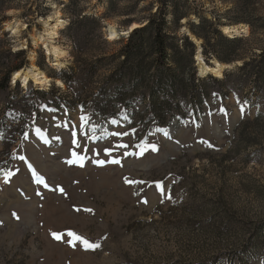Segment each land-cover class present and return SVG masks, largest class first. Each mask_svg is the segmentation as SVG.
<instances>
[{"label": "rangeland", "instance_id": "374dc122", "mask_svg": "<svg viewBox=\"0 0 264 264\" xmlns=\"http://www.w3.org/2000/svg\"><path fill=\"white\" fill-rule=\"evenodd\" d=\"M0 3L8 42L0 45V81L16 67L8 87L0 85V264H264V84L232 82L214 92L183 34L200 43L207 64L234 53L248 60L264 48V0ZM164 8L167 68L156 69L148 50L123 64L128 39L108 41L107 26L140 28ZM57 10L67 21L56 43L68 64L55 72L41 49L36 64L64 89L14 86L12 74L29 63L19 43L31 48L38 20ZM83 14L99 26L75 23ZM13 22L26 28L18 38L7 32ZM239 25L248 33L234 38L243 42L233 52L220 28ZM240 59L219 61L231 67L219 81ZM193 76L207 97L191 87ZM81 117L95 142L81 136Z\"/></svg>", "mask_w": 264, "mask_h": 264}, {"label": "trees", "instance_id": "16d2710c", "mask_svg": "<svg viewBox=\"0 0 264 264\" xmlns=\"http://www.w3.org/2000/svg\"><path fill=\"white\" fill-rule=\"evenodd\" d=\"M70 1L73 3L76 0H70ZM166 11L167 9L165 8L163 11H160V12L157 11L154 15L150 16V18L148 19V22L144 26L134 29V31L127 38L128 40L121 50V55L124 56V61L122 62L123 64H125L126 62H129L133 58L143 60V56H145L146 54L145 52L148 50V52L150 53L149 55L153 57L152 64L154 65L156 69H166L167 68L168 60H169V50L171 48H170V44L167 41L169 38L165 31V28L167 25ZM179 20H180V17H177L176 22H178ZM75 23L79 25H83L85 23H91L96 26H99L98 19L87 16V15L81 17ZM75 23H73L72 26ZM213 31L219 38L223 39V37L215 29ZM192 33L197 38L203 39V41L206 40L203 33L198 32L196 30H192ZM5 37L6 35H4L3 38L0 37V45L8 44ZM186 42L189 46H191V44L188 41ZM226 42H227L228 47L234 50L233 52H235L238 45H240L243 42V40L231 39V40H226ZM236 59H240L239 55H237L236 53H234L232 56L226 55L223 57H218V60L223 63H230L232 61H235ZM240 60L243 61L241 66L237 67L238 69L236 71L228 72L227 74H225L222 81H219L221 79H216L213 77L215 81L212 82L211 88L214 92H217V93L220 92L221 88L225 84L232 83V82H234L235 84H238L240 87H244L246 83L251 84V85L253 84L259 85V83L264 84V48L261 49V52L259 54H254L253 56L249 57L248 60H245L242 58ZM0 61H1V57H0ZM139 63L142 64V62H139ZM13 69H16V67ZM13 69L9 68L7 72L4 74V78L2 79V81H0L1 88L8 87V83H9L8 75L10 71ZM234 75L236 76L233 78ZM196 81H198L197 84H195ZM203 82H204L203 80H199L194 76L192 77V80L190 81V85L193 89L196 87L202 88L203 90L202 98L208 96V94L206 93V89H203L204 87ZM16 83L17 82H14V86L17 85ZM252 96H255V95L252 93ZM201 99H199V101H201Z\"/></svg>", "mask_w": 264, "mask_h": 264}, {"label": "bare ground", "instance_id": "6f19581e", "mask_svg": "<svg viewBox=\"0 0 264 264\" xmlns=\"http://www.w3.org/2000/svg\"><path fill=\"white\" fill-rule=\"evenodd\" d=\"M38 21L41 25V30H33V34L31 35V48H28L25 41L20 42L18 45V49L27 50V60L29 63L26 67L12 74L13 83L18 82L23 89H27L30 85L40 91H48L53 86L64 89V85L60 80L48 76L37 66L36 52L38 49H41L46 64L55 72L60 73L68 64L69 56L66 49L56 43V39L59 37V32L67 25V21L62 19L59 10ZM134 28H136V26L129 27L127 31ZM25 29L24 24L21 22H13L7 25V32L15 38H18ZM222 31L226 37L234 39L235 37L247 35L248 28L242 25L233 27L227 26L223 27ZM105 32L108 41L113 42L121 38L120 33L122 31L115 27V25H108ZM191 37L197 46L195 60L197 62L199 75L201 77L210 75L216 79H222L223 72L227 66L217 60H213L209 64L205 63L201 55L200 43L193 36Z\"/></svg>", "mask_w": 264, "mask_h": 264}, {"label": "snow or ice", "instance_id": "6c2138e0", "mask_svg": "<svg viewBox=\"0 0 264 264\" xmlns=\"http://www.w3.org/2000/svg\"><path fill=\"white\" fill-rule=\"evenodd\" d=\"M49 111H53V112H54L55 109H49ZM81 121H82V123H81V125H80V129H81V133H80V134H81V136H82V137H86L87 139H92L93 142H95V138L92 137V136H89V135H88V132H85V131L83 130L84 127H85V123H86V119H85V117H81ZM112 123H118V122H116V121H112ZM89 131H94V129H91V130H89ZM133 134H135V130H134V129H133ZM165 134H166V133H165ZM75 135H76V133L73 132V136H75ZM128 135H129L128 132H123V133L118 132V131H116V132H112V136H114V137H122V136H128ZM73 143L76 144L77 141H76V140H73ZM77 146H79V144H77ZM127 147H128V144H117V145H115V148H127ZM137 147H140V148H141V154H142L143 151L145 150L144 147L141 146V145H137ZM152 150H153V151L156 150V146H155V145H152ZM104 151H105V154H106V155H110L112 149H105ZM73 155L76 156V153H73ZM76 158H77L78 160H82V157H80V156H76ZM20 159L23 160L24 158L21 157ZM73 162H74V161H69V163H73ZM99 163H100V164H103L104 161H99ZM111 163H113V164H118L119 161H118V160H112ZM29 167H31V166L29 165ZM7 175H8V176H11L12 173L9 172ZM37 182H38V183H44L43 180H41V179H39V178H37ZM125 182H126V183H136V182H134V181H128L127 178H125ZM45 187H47V185H45ZM157 187H160V186L157 185ZM60 191L62 192L63 189H60ZM162 191H163V190H162ZM145 202H146V201H145ZM69 235H70V236H73L75 240H81L80 237L75 236L73 233H69ZM53 236H54V238L57 239V240L61 239V237L58 236V235H56L55 233H53ZM81 242H82L87 248H93V249H95V248L99 247V245H96V244H90L87 240H81Z\"/></svg>", "mask_w": 264, "mask_h": 264}, {"label": "water", "instance_id": "95a60500", "mask_svg": "<svg viewBox=\"0 0 264 264\" xmlns=\"http://www.w3.org/2000/svg\"><path fill=\"white\" fill-rule=\"evenodd\" d=\"M83 16H86L85 14H83ZM135 29V28H134ZM134 29H132V30H130V31H127V28L126 29H122V32L120 33V37L121 38H128L129 36H130V34L134 31ZM222 29L223 28H220V31L221 32H223L222 31ZM185 31H183V34H185V36L187 37V38H189L190 39V36H192L189 32H188V34H187V32L186 33H184ZM239 66H241V65H239ZM225 70H231V67L229 68L228 66L225 68Z\"/></svg>", "mask_w": 264, "mask_h": 264}]
</instances>
